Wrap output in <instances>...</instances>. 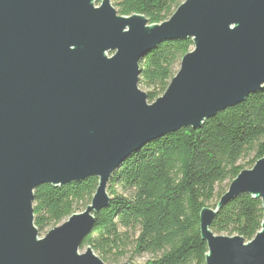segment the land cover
I'll return each instance as SVG.
<instances>
[{"label": "water", "instance_id": "1", "mask_svg": "<svg viewBox=\"0 0 264 264\" xmlns=\"http://www.w3.org/2000/svg\"><path fill=\"white\" fill-rule=\"evenodd\" d=\"M188 40L193 50L150 104L140 63L166 41ZM263 89L264 0H186L159 25L118 15L111 0H0V264H105L80 249L110 207L113 172ZM89 178L99 181L91 204L40 238L35 190ZM245 194L264 210V158L201 211L206 264H264V221L250 242L211 231Z\"/></svg>", "mask_w": 264, "mask_h": 264}, {"label": "trees", "instance_id": "2", "mask_svg": "<svg viewBox=\"0 0 264 264\" xmlns=\"http://www.w3.org/2000/svg\"><path fill=\"white\" fill-rule=\"evenodd\" d=\"M186 0H111L118 15L168 21ZM188 41H166L140 63L139 86L150 104L162 97ZM264 158V89L203 123L160 137L130 155L108 183L110 207L96 216L81 251L91 248L105 264L151 256L143 264H206L200 213L215 209L230 183ZM97 178L34 192V224L52 230L91 204ZM264 221L262 202L245 194L216 215L211 231L252 241ZM130 264V263H129Z\"/></svg>", "mask_w": 264, "mask_h": 264}, {"label": "rangeland", "instance_id": "3", "mask_svg": "<svg viewBox=\"0 0 264 264\" xmlns=\"http://www.w3.org/2000/svg\"><path fill=\"white\" fill-rule=\"evenodd\" d=\"M193 50V49H192ZM110 55H112V54H110ZM179 71V70H178ZM141 89V88H140ZM142 90V89H141ZM144 93H146V91L145 90H142ZM50 230H46L45 232H43V233H40V238H43V237H45L46 236V234L49 232ZM85 251L86 250H83V251H81V253H85ZM149 259H151V256H149V255H145V256H142V257H140V258H135L133 261H131L130 259H129V257H125V258H123V259H121L120 261H119V263L118 264H125V263H130V264H143V263H145V262H147Z\"/></svg>", "mask_w": 264, "mask_h": 264}]
</instances>
